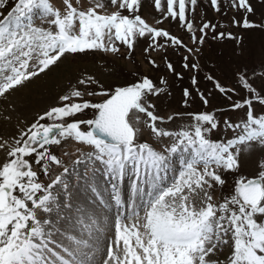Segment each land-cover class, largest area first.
Returning a JSON list of instances; mask_svg holds the SVG:
<instances>
[{
	"label": "snow or ice",
	"instance_id": "6c2138e0",
	"mask_svg": "<svg viewBox=\"0 0 264 264\" xmlns=\"http://www.w3.org/2000/svg\"><path fill=\"white\" fill-rule=\"evenodd\" d=\"M196 4L166 0L165 6L155 0L162 14L156 23L179 19L193 42L202 44L206 30L214 32L216 26L203 23L196 36L186 15L189 5L194 11ZM211 4L220 10L219 0ZM231 4L253 12L250 0ZM6 7L0 0V8ZM140 8L141 0H90L87 6L81 0H61L60 6L52 0H15L6 15L0 12V97L50 70L66 54H115L119 45L132 50L146 37L152 41L149 49L166 46L159 38L186 47L177 36L146 22ZM243 26L256 25L245 17ZM150 63L156 66L154 60ZM167 68L174 71L171 63ZM78 83L100 90L85 93L73 87L59 97V106L39 115L18 137L0 142L6 153L0 161V264H264V161L252 178L235 181L230 197L220 202L213 196L217 186L226 185V175L241 168L243 156L264 151V87L258 91L241 76L247 95L231 104V110L243 111L241 119L218 120L215 113L204 112L193 116V124L172 131L158 127L165 118L155 113L149 98L164 89L152 79L114 90H105L93 77ZM216 87L221 93L235 91L219 82ZM85 95L106 99L93 102ZM190 95L185 89L184 96ZM86 110L92 118H77L86 116ZM142 124L159 148L142 140ZM214 132L232 136L213 139ZM69 140L91 149H78L71 171L56 154ZM176 157L179 174L164 186ZM81 164L84 171L77 172ZM72 174L76 181L70 185ZM137 202L142 217L135 211ZM127 204L134 209L132 223L121 213ZM112 209L114 240L107 243V213Z\"/></svg>",
	"mask_w": 264,
	"mask_h": 264
},
{
	"label": "rangeland",
	"instance_id": "374dc122",
	"mask_svg": "<svg viewBox=\"0 0 264 264\" xmlns=\"http://www.w3.org/2000/svg\"><path fill=\"white\" fill-rule=\"evenodd\" d=\"M7 8H0L5 15L15 0H4ZM56 6H60L61 0H52ZM166 6V0H161ZM90 0H81L82 5H89ZM253 12L246 13L244 10H237L232 6L231 0H219L220 10L211 4V0H197L195 10L189 5L186 15L195 25L196 36L201 35L200 27L203 23L210 22L215 25V31L206 30L203 43L193 42L192 34L182 26L179 19L171 17L161 20L162 14L155 8V0H141L139 14L150 25L167 30L171 35L177 36L183 41L186 47L173 46L169 41L159 38V43L164 48L152 47L150 38H139L134 49L129 50L126 46H120L119 53H105L102 51L89 52L87 54H66L50 70L33 78L17 90L11 92L7 97H0V142L11 141V138L18 137L21 129H26L35 122L39 115L43 114L53 106H59L61 95L69 93L75 87L87 93V91H99L98 85L78 83L80 79L93 77L104 86L105 90H114L116 87L128 86L139 82L144 77L152 79L158 88L164 91L158 96H151L150 102L155 105V113L165 118V123H158V127H165L168 130L178 131L182 127L194 123L193 116L199 113H215L218 120L228 119L233 122L243 117L242 110H231V104L247 95L240 87V77H246L250 83L259 91L264 87V0H250ZM112 10V9H109ZM127 14V13H125ZM247 17L255 27H244L243 20ZM235 21H239L237 24ZM37 24L39 21L37 20ZM46 26V25H45ZM223 32V38L219 33ZM231 33V38L228 36ZM193 49L189 52L188 49ZM146 49H149L146 51ZM187 58V59H185ZM154 60L156 66L150 61ZM188 64L187 69L182 65ZM173 65L174 71L167 68V64ZM193 65H201L193 68ZM204 68L206 69L204 71ZM201 70V71H200ZM227 89H234V92L221 93L215 83L212 85L203 81L206 75ZM193 78L196 83L193 84ZM198 78V79H197ZM166 81V83H162ZM188 89L191 95L184 96V90ZM203 98L208 100L205 104ZM230 97V98H229ZM93 102H101L106 97L94 96ZM185 99L188 103L185 104ZM257 105V111H260ZM87 115L77 114V118H92L91 110H86ZM192 114V115H188ZM141 120H147L143 114ZM173 116V121L167 117ZM50 122V121H45ZM143 130L142 140L160 147L156 143L154 135L147 125H141ZM231 137V132H214L213 139ZM164 143H169L168 138ZM78 149L83 152L91 151L87 146H81L74 141L62 142V146L56 149V154L64 159L70 171L73 162L80 156ZM68 156H63L64 152ZM6 153L0 150V161L5 159ZM264 161V151L259 149L251 154L242 157V166L235 173L226 175V185L217 186L213 192L214 199L222 202L224 197L234 194L235 181L241 176L252 178L257 174L260 162ZM84 164L76 166L77 172L84 171ZM179 157L174 158L172 170L166 177L164 186L170 184L180 170ZM61 169H56L59 173ZM175 175V176H174ZM46 180L47 177H44ZM70 185L76 181L75 174L68 176ZM133 206L127 204L121 208V213L128 217L127 222H133ZM136 212L143 216V209L137 202ZM107 243L114 240L115 209L107 213ZM103 246V245H102ZM227 253V249H225ZM223 259V257H221Z\"/></svg>",
	"mask_w": 264,
	"mask_h": 264
},
{
	"label": "trees",
	"instance_id": "16d2710c",
	"mask_svg": "<svg viewBox=\"0 0 264 264\" xmlns=\"http://www.w3.org/2000/svg\"><path fill=\"white\" fill-rule=\"evenodd\" d=\"M13 5H14V3L12 4V6H13ZM12 6H11V7H12ZM11 7H10L9 9H11ZM6 8H7V7H6ZM6 14H7V13H6ZM6 14H5V15H6ZM0 18H2V17H0ZM185 63H186V62H184V64H185ZM182 66L184 67V65H182ZM200 66H201V65H199L197 68H199ZM184 69H187V68L184 67ZM205 70H206V69L204 68V71H205ZM200 71H201V70H200ZM209 77H210V76L207 74L206 77H204L203 81H204L205 83L209 84V85H210V84L212 85V84L215 83V82H214L212 79H209ZM197 79H198V78H197ZM196 81H197V80H196ZM215 85H216V83H215Z\"/></svg>",
	"mask_w": 264,
	"mask_h": 264
}]
</instances>
